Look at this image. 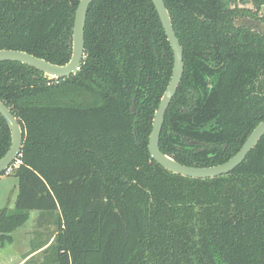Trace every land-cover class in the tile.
I'll list each match as a JSON object with an SVG mask.
<instances>
[{
    "label": "trees",
    "instance_id": "1",
    "mask_svg": "<svg viewBox=\"0 0 264 264\" xmlns=\"http://www.w3.org/2000/svg\"><path fill=\"white\" fill-rule=\"evenodd\" d=\"M79 2L0 0V50L66 65ZM164 2L185 68L160 149L186 166L224 164L264 120V45L241 41L220 0ZM173 65L150 0H95L83 62L68 78L0 63V99L24 132L2 243L37 211L57 215L56 264H264V137L238 168L212 179L173 174L149 153ZM11 141L0 115V160Z\"/></svg>",
    "mask_w": 264,
    "mask_h": 264
},
{
    "label": "water",
    "instance_id": "2",
    "mask_svg": "<svg viewBox=\"0 0 264 264\" xmlns=\"http://www.w3.org/2000/svg\"><path fill=\"white\" fill-rule=\"evenodd\" d=\"M95 0H80L74 21L72 38V56L63 66L54 65L44 59L35 57L23 51L0 50L1 62H17L42 72L49 79H65L79 71L85 53V27L90 6ZM160 17L166 36L174 53L172 76L167 89L161 98L153 119L149 136L148 150L154 161L165 170L193 179H212L228 175L238 168L255 149L264 137V120L252 131L240 151L228 162L212 167L186 166L164 154L160 149V138L165 123V116L175 98L184 75V51L176 36L170 13L164 0H150ZM134 110V108H133ZM0 115L5 119L11 131V146L0 160V176L8 173L12 165L17 163L24 144V132L17 118L0 99Z\"/></svg>",
    "mask_w": 264,
    "mask_h": 264
},
{
    "label": "rangeland",
    "instance_id": "3",
    "mask_svg": "<svg viewBox=\"0 0 264 264\" xmlns=\"http://www.w3.org/2000/svg\"><path fill=\"white\" fill-rule=\"evenodd\" d=\"M15 166L11 167L12 169L7 174L0 176V214L6 207L11 210L15 209L18 195V180L13 172ZM56 219V214L42 215L37 211L30 213L28 222L11 235L12 242L2 243L0 241V264L20 263L36 247L52 242L53 236L58 231L55 224ZM52 247L47 246L44 252L33 257L27 264H42L45 261L56 264V254Z\"/></svg>",
    "mask_w": 264,
    "mask_h": 264
},
{
    "label": "flooded vegetation",
    "instance_id": "4",
    "mask_svg": "<svg viewBox=\"0 0 264 264\" xmlns=\"http://www.w3.org/2000/svg\"><path fill=\"white\" fill-rule=\"evenodd\" d=\"M223 6V13L230 15V25L232 29L244 30L240 35L241 41L245 37L251 38V42L247 46L259 42L264 45V0H220ZM260 78L264 84V66L260 70ZM210 86V85H209ZM211 87V86H210ZM135 112V108L133 113ZM186 143L190 146H203L198 141H190L186 139ZM201 151L205 147L200 148Z\"/></svg>",
    "mask_w": 264,
    "mask_h": 264
},
{
    "label": "crops",
    "instance_id": "5",
    "mask_svg": "<svg viewBox=\"0 0 264 264\" xmlns=\"http://www.w3.org/2000/svg\"><path fill=\"white\" fill-rule=\"evenodd\" d=\"M57 234V233H56ZM53 238L55 239V235L53 236ZM54 242V240L52 241V242H48V243H46L45 245H43L44 246V248H42L41 250H38L37 252H33V251H31V253H29L27 256H26V258H24V260H22V262H20V263H17V264H27L33 257H35L36 255H38V254H40L41 252H44L43 250L47 247V246H49V245H51L52 243ZM33 252V253H32Z\"/></svg>",
    "mask_w": 264,
    "mask_h": 264
},
{
    "label": "built area",
    "instance_id": "6",
    "mask_svg": "<svg viewBox=\"0 0 264 264\" xmlns=\"http://www.w3.org/2000/svg\"><path fill=\"white\" fill-rule=\"evenodd\" d=\"M10 170H11V169H10ZM10 170H9V171H10ZM9 171H8V172H9Z\"/></svg>",
    "mask_w": 264,
    "mask_h": 264
}]
</instances>
